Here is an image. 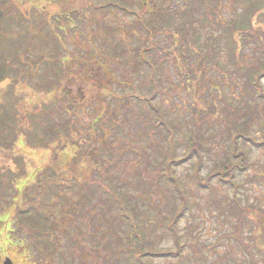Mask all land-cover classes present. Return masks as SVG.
<instances>
[{
  "label": "rangeland",
  "instance_id": "1",
  "mask_svg": "<svg viewBox=\"0 0 264 264\" xmlns=\"http://www.w3.org/2000/svg\"><path fill=\"white\" fill-rule=\"evenodd\" d=\"M37 1L42 2V5L45 6L46 14H51L50 19L49 16L47 19V28L42 29L40 34L37 33L38 36L35 34V39L30 41L29 51L23 50V42L15 39H9V41L7 39L0 44L7 50L6 55L11 57V61H14V57L19 52L22 59L26 57L25 60L33 64V68L29 67L31 75L28 78L29 75L23 73L26 70L25 67L12 62L9 69L10 76H7L0 83V113H2L3 105L7 106L11 112L14 109L17 110L18 126L21 130L17 133L18 138L15 139L12 147L8 148L4 144L0 145V171L3 174L1 178L10 183V186L6 187L4 191H0V198H4L2 202L5 204L0 206V221H5L0 222V264L4 256L12 258L15 264L36 263V260L32 259L31 254L34 251L30 249L31 244L28 235L24 232L21 235L20 232L22 231L15 227V222L12 223L19 217L17 209L25 206V204H32L35 208H40L42 204L45 207L53 208L52 226H54V231L59 234V238L50 245L55 246L53 257L59 264H135L133 260H139L140 246H138L137 251L134 250L136 248L134 244L135 241L140 242L139 236L143 241L141 244L142 251L175 249V240L166 228L164 216L171 219L170 217L174 215L173 212L180 207V200L174 198V194L170 189L171 184L164 181L165 177L158 179L153 176L152 172H148L149 178L146 177L145 181H140L142 174H145L143 168L148 167L147 169H151L150 162L157 166H165V158L163 159V156L158 153L157 145L161 144L162 149H164L162 153L165 155L168 142L166 143V140H164L160 128L162 131H165L164 128H172L174 131L176 158L183 157L194 142L196 146L200 141L202 144L198 147L200 150L198 155H194L184 163L175 165L173 169V175L177 178L180 189L188 200V208L176 223L179 242L183 244L181 254L184 258L182 260L178 257L144 256V262L146 264H248L250 250L244 247V242L250 240L247 236L254 238L251 241H256L253 249L260 257L258 249L262 245H259L261 243L259 242L258 231L254 230L253 217L246 216L239 219L234 215L233 213H237L238 210L231 199L235 195L240 199L241 204L252 205L258 208L257 214L264 215V147H252L249 144L250 142H243L240 138L238 139L237 148L245 150L250 166L242 171L234 172L232 180L236 187L221 185L215 177L209 182V188L202 189L197 186L194 177V169H196L195 167L200 159L201 169L199 173L201 176H205L216 164H222L224 159H227V162L235 159L227 153L230 147L228 135L230 132L241 128L243 115L237 111V117L234 118L233 116L236 114L233 113L251 101H255L253 105L256 106V109L254 108L252 123L247 128V132L249 135L261 138L259 128L264 123V99L253 100V98L247 97L246 85L241 82L243 79L240 81V78L232 73L231 66L227 62L224 53V41L218 38V29L215 24L216 19H219L220 16L225 18L229 13L231 8L230 6L227 7V4H232L233 0H221V8L214 9V15H209L208 19L203 17L204 12L201 15L200 13L196 15L202 18L201 22L197 20L193 22L201 37V42L203 39L212 40V38H216L221 46V53L219 54L221 64L219 63V68L209 67V70H205L206 72L203 74L199 71V79H196V76L191 73V80L187 81L184 69H192L193 62L190 63V66H187L185 62L176 61L168 40L169 35L162 34L157 37L154 58L157 61L160 59L163 64L162 66L159 64V70L163 72L161 74L164 83L159 96L153 100L151 99L159 112L157 114L150 112L149 116L160 118L163 122L157 126L160 128H157L156 131L151 129L147 132L144 131L147 137H138L135 131L139 125L136 122L137 128L133 127L135 124L134 118L132 119V116L126 115L127 124L132 129L130 133L134 132V141L127 140L126 136L124 137V132L116 125L118 116L114 118L112 114L116 115L117 113H110L114 110L115 102L110 105H102L104 113L100 114L101 119L95 123L94 129L96 130L90 129L91 131L88 133L90 122L94 119L93 117L98 110L88 108L90 103L81 94L84 90L81 88L83 85H80V80L75 79L74 75L78 72L82 73L90 70L95 59L100 58L101 60L103 57H109L107 55L110 52V47L117 39L123 38V40L132 44H139L137 36L134 35V38L131 39L128 34L133 16L111 9L103 12L86 10L77 16L71 14L69 17H64V15L59 16L57 12L60 10V4L68 0ZM72 1L70 3H75V5L83 4L82 0ZM94 1L103 2L107 0ZM127 1L130 4L129 6H132L135 10L138 9L139 0ZM184 1L173 0L170 5L182 4ZM256 1L260 2L259 0ZM18 2L19 4L16 5L22 9L24 15L32 10L29 0L26 2L18 0ZM245 2L248 4L249 0H245ZM193 4H198V2L194 1ZM72 5L70 4L67 8L72 7ZM262 9L258 15L259 21H264V7ZM34 14L39 16L38 12ZM26 24L27 29L29 23ZM6 28L10 29L9 34L13 35L20 31V27L16 24ZM135 34L137 35V33ZM91 48L95 51L94 60H88L92 59L89 56L81 60L80 67H83V69L72 66V60L77 55ZM261 49L262 47L257 50L256 46L251 43L245 45L242 51L246 53V58L263 59L264 57L260 54ZM57 51H61L58 58L68 66V69H65V71H68L64 72L60 85L51 83L49 89H40L39 84L42 81L51 80L56 75L62 74V71L58 70L57 64L53 62ZM14 52L17 53L13 56ZM51 54L50 58L44 57ZM38 58H43L44 61L42 60L40 64L34 63ZM166 58H168L167 62ZM167 63L170 65H167ZM184 64L186 66H183ZM111 67L117 71V80L114 79L113 87L117 94L131 92L132 86L136 84L138 88L145 86L144 78L137 75L136 72H132L133 70H129L128 65L126 66L124 63L117 61L115 64L112 63ZM228 68L229 73L226 72ZM20 71L19 75L18 72ZM16 74L17 77H20L14 82L12 77ZM262 81L264 85V78ZM64 89L72 92L69 103L73 105L71 107L67 105L69 107L67 114L54 113V118H59V122L68 118L66 122L69 125L70 136L65 149L72 162L69 166V161H67L66 167L63 168L66 170L65 174L59 176L63 180L54 179L50 183H68L69 179L71 181L70 176L74 173H80L82 176L93 174L101 178L105 185L108 183L110 189L115 190L116 197L119 196L124 199L126 211L133 214L137 225V233L139 234L135 232L134 238L126 235V226L123 227L120 224L118 227L114 224V226L106 229V222H101L99 219L93 227L100 230L97 234H91L94 228L91 226L89 219L84 225L80 219L76 220V218L63 211L67 201L58 200L54 192L51 191L53 190L51 184L45 180L50 174L49 171H45L40 175V170L53 164V149L57 148L53 144L48 149L40 145L39 140L43 136L41 129L50 122L49 118L46 119L44 115L52 113L53 106L63 102L60 96ZM146 90L143 87L142 91L139 90L138 92L146 95ZM129 104L132 106L134 114H141L138 113L139 109L142 108L140 103L131 100ZM95 107L101 109L98 105ZM111 118H114V120ZM101 121L105 122L104 125L100 123ZM147 126L150 127V124ZM108 127L117 130L115 138L109 144L108 139L104 140L103 143L98 135L105 131L104 137H106ZM76 128L79 131H76ZM91 133H94L95 137L90 135ZM81 137L86 138L85 141H80ZM92 139L93 141L100 139V142H96L93 147V156L100 155L98 160L101 172L93 173L94 165L87 163L84 159H77L78 151L85 148L88 141ZM56 142L61 143L62 139L56 140ZM113 153H117L116 163L111 168L105 169L108 155ZM14 172L16 176L13 175ZM67 193L70 202H72L71 205L85 202V199L80 197L75 190H70ZM98 193L100 195V192ZM101 193L103 192L101 191ZM104 196H107L106 193ZM103 198L105 199V197ZM114 212L117 214L116 208H114ZM98 213L99 211H96L91 219L93 218L96 221ZM28 215L31 214L25 216ZM112 216L113 213L111 212L102 220L111 219ZM4 223L8 225L7 229L4 228ZM10 224L11 226H9ZM12 229L13 231H10ZM88 231L90 235H87ZM238 232H240V235ZM99 234H102V238L98 239L97 235ZM237 234L238 236H236ZM118 235H120V238H118ZM238 237L248 238L249 240H241ZM117 240H120V243L113 245L116 252L121 253V249L125 250L123 251L125 254L122 255L120 260H118L116 253H111L105 249L110 245V242H116ZM103 244L106 246L104 247ZM25 245L28 246V249L24 248ZM125 246L129 247L131 253L128 248L125 249ZM91 248H95V251L90 250ZM40 264L53 263L52 259H48Z\"/></svg>",
  "mask_w": 264,
  "mask_h": 264
},
{
  "label": "trees",
  "instance_id": "2",
  "mask_svg": "<svg viewBox=\"0 0 264 264\" xmlns=\"http://www.w3.org/2000/svg\"><path fill=\"white\" fill-rule=\"evenodd\" d=\"M26 1L27 0H23V2ZM71 1L72 0H68L60 4V10L57 12L59 16L64 15V17H69L71 14L77 16L80 13L85 12L86 10H89L91 12H103L105 10L111 9L118 12L122 11V13H124L125 15L133 16L131 26H129L128 28V34L130 35L131 39L134 38V35L139 38L137 39L139 44H132L129 41L123 40V38L115 40L113 46L110 47V52L107 55L112 59H110L109 57H103L101 58V60L100 58H97L95 59V61L93 59V56L95 57V51L93 48H91L89 50L82 51L80 55H77L76 58L72 60V66L74 65L75 67L81 69H83V67H80L81 60L87 58V56H89V58H92L88 60H94V65L91 66L90 70L74 74L76 77L74 78L78 81L80 80V85L84 86L81 87L82 89H84L83 93L81 94L84 96L86 101H89L90 105L88 106V108H91L92 110H98L93 117L94 119L90 122L88 133L91 131L90 129H94L95 123L99 122V120L101 119L100 114L104 113L102 111V105H110L113 102H115L116 105L113 106L114 110H112L110 113H117L116 115H112L114 118L118 116V118L116 119V125H118V128L120 127V129L124 132V137L126 136L127 140L134 141L135 136L133 135L134 132L132 134L130 133L132 129H130L131 126L127 124L126 115H128L129 117L132 116V119L134 118L135 124L133 125V127H136V122L139 125L138 128L136 127L137 129L135 131L138 137H147L144 131L147 132L150 129L156 131L157 128H160L157 126L161 125L163 121L160 118L157 119L156 117L153 118L152 116H149L150 112H155L156 114L159 112L157 107H155L151 102V99L153 100L157 96H159L160 90H162L163 88L162 84L164 83L161 74L163 72H160L159 70V64L161 66L163 64L161 63L160 59H158L157 61L154 58V52L157 45L156 39L158 36L162 34L169 35L168 40L170 42L171 48L173 49V54L175 55L174 57L176 61L185 62L187 66H190V63L193 62L194 68L192 67V69H184L186 71L185 74L187 81L191 80V73L196 76V79H199V71L201 74H203L209 70V67L216 69L219 68L221 64L219 60L221 46L218 43V39H203V41L201 42V37L199 36L198 31L193 25V22L196 20L199 22L202 21L201 17L196 16L199 13L201 15L204 12L205 14L203 15V17L205 19H208L209 15H214V9L221 8V0H185L184 2H182V4L174 6L170 5L173 3V0H139V7L137 10H135L132 6H129L130 4L127 0H107L103 2H95L94 0H82L83 4L76 5L75 3H70ZM194 1H197L198 4H193ZM259 1L263 4L256 0H249L248 4L247 2H245V0H233L232 4H227V7L230 6L231 9L229 13H227L226 17L221 18L220 16L219 19L215 20V24L217 25L218 29V38L223 39L224 41V53L225 57L227 58V62H229V65L231 66V71L232 73H234V75L237 76V78H240V81L243 79L244 82H241L246 85L245 92L247 94V97L250 99L253 98V100L264 99V85L262 81V79L264 78V58H246V53L242 51V48H244L245 45L251 43L256 46L257 50L262 47L260 54L262 57H264V21L258 20V15L264 7V0ZM16 4H19L18 0H0V44L1 42L4 43L7 39L8 41L9 39H15L17 41L23 42V50L29 51V46L31 44L30 41L35 39V34L36 36H38L37 33L40 34V31L42 29H44L45 27L47 28V19L48 16L50 19L51 13L47 12L48 14H46V11L44 10L45 6L42 5V2L37 0H29V5H31L32 10L28 14L26 13V15L23 14V12L21 11L22 9ZM70 4H73L72 7L67 8ZM35 12H38L39 16L34 14ZM27 22L29 23V26L26 29ZM51 22L53 21L51 20ZM12 24H16L20 27V31L16 35L9 34V32L11 31H9L10 29L6 28L10 27ZM135 33H137V35ZM260 44H262V46H260ZM6 51L7 50L0 45V83L5 80L7 76H10L9 69L12 62L18 63V66H24L26 70H24L23 73L28 74V78H30L31 74L29 72V67L33 68V64L27 62L25 60L26 57L25 59L23 58L25 60L24 61L22 59V55H19V52L17 56L14 57V61H11V57L6 55ZM60 52L61 51H57L55 61L53 62L57 64L58 70L62 71V74L56 75L51 80L42 81L39 84L40 89H49L51 83H54L56 85L61 84L64 72L68 71H65V69H68V66L62 63L60 58H58ZM16 53L17 52H14L12 55L14 56ZM51 56L52 54L44 57L50 58ZM42 60L44 61L43 58H38L34 63L40 64ZM117 61L124 63L126 66L128 65L129 70H133L132 72H136L137 75L143 77L145 86H141L138 88V85L136 84L132 86L131 92L127 94H117L113 89L114 79L117 80V71L116 69L111 67V64H115ZM167 61L168 58H166V62ZM186 64H184L183 66H186ZM167 65L170 64L167 63ZM229 68L226 70V72L229 71ZM194 69H197L198 71H194ZM226 72L224 71L225 74H227ZM19 73H21V71L18 72V74ZM19 77H17L16 74L12 77V80L16 82ZM143 87L147 89L146 95H144V93L138 92L139 90L142 91ZM71 93V91L69 92L64 89L63 93L60 96L63 102H59V105L53 106L52 110H54L52 111V113L44 115L46 119L47 117L49 118L50 122L47 124V126H44L41 129L43 136L39 140L40 145L48 149L53 144L58 148L53 149V164L45 167L43 170H40V175H42L45 171H49V176L45 178V180L49 181V183L54 179L63 180L59 176L65 174L64 172L66 170L63 168L66 167L67 161H69V166L72 162V160L70 159V155L65 149V147L68 145V137L70 136L69 125L66 122L68 118L66 117L67 119L62 122H59V118H54V113L62 115L69 112L68 108L73 105L72 103L71 105L69 103V99L72 96ZM131 100L141 104L142 108H140L138 112L141 114H134L132 106L129 104ZM254 103L255 101H251L250 103H247L244 107L237 109L233 113L236 114L233 116L234 118L237 117L238 112L243 115L241 128L236 129L234 132H230L228 135L230 147L227 153L229 154V156H232L235 159L228 162L227 159H224L222 164L219 163L221 166L216 164V166L212 167V169L209 170L205 176H201L199 173L201 169V159L198 161V164L195 167L196 169H194V177L197 186H199L200 188H209V182L212 178L215 177L218 179L217 181H219V184L221 185L236 187L232 180L234 172L242 171L250 166L247 161V154L245 150H239L237 148L239 138L243 142H250L249 144L252 147H264V123L259 128L261 136L260 139L255 136L249 135L247 132V128L251 126L252 114L254 113V108L256 107L255 105H253ZM96 105L100 106L101 109L95 107ZM3 106L4 107L2 108V113H0V145L4 144V146H7L9 148L12 147L15 139L18 138L17 133H19L21 130L20 126H18L19 120L17 118V110L14 109L11 112V110L7 108V106ZM114 118L111 119L114 120ZM100 123L104 125L105 122L101 121ZM148 124H150V127L147 126ZM164 129L165 131H162L161 128L159 130L163 132V138L164 140H166V143L168 142L167 148L165 149V155L164 153H162L164 149H162L161 144L157 145V151L163 156V159L165 158V166H157L150 162L149 164L151 166V171L147 169L148 167H144L143 169L145 171V174H142V177H140V181H145L147 178H149L148 172H152L153 176L158 179L165 177L164 181L171 184L170 189L174 194V198L180 200V207L178 210L173 212L174 215L170 217L171 219H168L167 216H164V218L166 219V228L173 235L176 247L175 249L152 250L151 252L149 250L142 251L141 244L143 241L141 236H139L140 242L135 241L134 246L136 248H133L134 250L138 251V246H140L138 253L139 260H133V263L135 264H146L143 260L144 256H157L164 258L178 257L182 260L184 258L181 254L183 244L179 242V234L177 232L176 223L177 220L182 215H184L186 209L188 208V200L180 189L177 178L173 175V169L175 165L184 163L194 155H198V153L200 152L198 147L201 146L202 142H198V146H196L194 142L191 145V148L187 152H185V155L183 157L176 158L174 131L172 130V128ZM95 130L96 129H94V131ZM102 130L103 129L101 128V131ZM76 131H79V129L76 128ZM116 131L117 130L115 128L108 127V134L106 135V137H104L105 131H102L98 135L103 143L105 142L104 140L108 139L109 144L115 138L114 136L116 135ZM90 135L94 136V133H91ZM61 139V143L56 142V140ZM85 139L86 138L81 137L79 140L83 142L85 141ZM99 140H89L86 147L78 151L77 154L78 160L84 159V161H86L87 163L94 165L93 173L99 171L101 172V170L99 169L98 160V157H100V155L96 154L95 156H93V147L95 146L96 142H100ZM98 146L100 145L98 144ZM91 151L92 153H90ZM116 154L117 153L108 155V159L105 162V169H109L115 165ZM226 157L228 158V156ZM89 171L91 172V170ZM74 174L71 175L72 177L70 176L71 181H69V179L68 183H50L53 188V190L51 191L54 192V195L57 197V199L65 202L67 201L63 211L76 218V220L80 219L84 223V225H86L89 219L92 227L94 224H97L98 219L101 222H106V229L114 226V224L118 227L121 224L123 227H127L126 235L134 238L135 232L137 233V225L135 224L136 222L134 221L133 214H129L126 211L124 203L125 201H123L124 199L120 198L119 196L116 197L117 194L115 190L113 191L112 189H110L111 187L108 185V183H106L105 185L101 178L94 176L93 174L83 176L80 173H76L75 175ZM13 175L16 176V173L14 172ZM2 176L3 174L0 171V191H4L6 187L10 186V183L5 182L1 178ZM70 190H75V192H77L80 197H83L85 199V202L78 205H71L72 202H70V197L67 193ZM101 191L104 194L106 193L107 196H104ZM98 192H100V195ZM103 197H105V199ZM2 201H4V198L2 199L1 197L0 206L5 205ZM231 201L238 210L237 213L233 214L236 215L239 219H242L246 216L253 217L252 222L255 225L254 230L258 231L257 233L259 235V242L261 243L259 245H262L260 249H258V251L260 252V257H258V254L253 249L256 241H251V239L254 238H251V236H247L248 238H250V240L247 238L249 240L248 241L244 237H238L241 240L245 239L248 241L244 242V247L250 250V258H248V264H264V215L257 214L258 208L252 205L241 204L240 199L235 195L232 197ZM117 206L120 210L117 208ZM114 208L117 209V214H115ZM52 209L53 208L51 207H45L43 204L40 208H35L32 204H25V206L17 209V214L19 217L16 219V221L14 220L12 222H15V227L22 231L20 232L21 235L23 234V232L28 235L27 237L31 244L30 249L35 252H32L31 254L33 257L32 259L36 260V263L34 262V264H40L44 261L46 262L48 259H52L53 264H59V262L56 261L53 257L55 246L50 245L53 242L57 241L59 238V234L54 231V226H52ZM96 211H99V213L95 221L93 218L91 219V217L96 213ZM111 212L113 213L111 219L102 220L103 218H106L105 216L109 215ZM27 214L31 215L25 216ZM9 226H11V224ZM4 228L7 229L8 225L5 224ZM98 230L100 229L94 228V231L91 234H97ZM10 231H13V229ZM238 234L240 235V232H238ZM238 234L236 236H238ZM87 235H90L89 231L87 232ZM101 235L102 234L97 235V238H102ZM42 237H44V239H42ZM118 238H120V235H118ZM117 243H120V240L112 243L110 242V245H108L105 249L111 253H116L118 255V260H120L122 258V255L125 254V252H123L125 250L121 249L122 252L117 253L113 247V245ZM103 246L105 247L106 245L103 244ZM24 248L28 249V246L25 245ZM126 248H128V251L131 253L129 247L125 246V249ZM90 250L95 251V248H91Z\"/></svg>",
  "mask_w": 264,
  "mask_h": 264
},
{
  "label": "water",
  "instance_id": "3",
  "mask_svg": "<svg viewBox=\"0 0 264 264\" xmlns=\"http://www.w3.org/2000/svg\"><path fill=\"white\" fill-rule=\"evenodd\" d=\"M2 264H14V262L7 256L3 259Z\"/></svg>",
  "mask_w": 264,
  "mask_h": 264
}]
</instances>
